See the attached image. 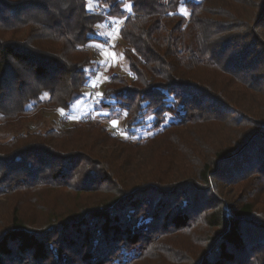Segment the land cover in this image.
<instances>
[{"label":"trees","instance_id":"trees-1","mask_svg":"<svg viewBox=\"0 0 264 264\" xmlns=\"http://www.w3.org/2000/svg\"><path fill=\"white\" fill-rule=\"evenodd\" d=\"M91 1L0 0V126L69 114L115 19L129 77L99 105L133 139L0 142V264H264V0Z\"/></svg>","mask_w":264,"mask_h":264},{"label":"rangeland","instance_id":"rangeland-1","mask_svg":"<svg viewBox=\"0 0 264 264\" xmlns=\"http://www.w3.org/2000/svg\"><path fill=\"white\" fill-rule=\"evenodd\" d=\"M89 10L97 11L96 4L91 0H86ZM99 11V10H98ZM180 12L186 15L184 8ZM107 25L99 29L100 42H95L90 46L92 61L94 62L89 69V83L83 89L81 96L77 97L72 105L69 114L61 110L41 109L31 113L27 119L19 126L7 128L0 126V142H7L13 136L26 133H44L51 129H58L60 125H72L81 119L92 120L94 123L101 124L107 133L115 136L119 140H133L124 129V121L118 116V112L111 110L105 112L100 108V92L107 83L111 75L119 74L129 77L128 61L123 53L124 46L118 38V27L121 20L109 19ZM45 98V97H44ZM43 98V99H44ZM63 118V121L61 119ZM143 130V131H142ZM145 129H134L132 132L136 138L148 136ZM152 133H149V136ZM134 137V138H135ZM224 190H228L225 187ZM68 193V192H67ZM68 197V195H67ZM66 196L59 198V205L67 201ZM161 258H155V264H161ZM148 264H151L149 262Z\"/></svg>","mask_w":264,"mask_h":264}]
</instances>
